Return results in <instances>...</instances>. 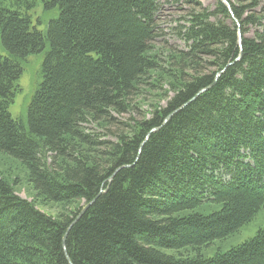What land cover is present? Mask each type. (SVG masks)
<instances>
[{"label":"trees","instance_id":"1","mask_svg":"<svg viewBox=\"0 0 264 264\" xmlns=\"http://www.w3.org/2000/svg\"><path fill=\"white\" fill-rule=\"evenodd\" d=\"M43 1L58 11L44 32L0 0V152L26 167L37 198L84 206L54 217L0 179V264H264V227L212 257L164 251L207 246L264 207L258 0L197 7L180 31L188 44L180 61L192 74L183 71L166 105L115 142L85 133L82 124L127 111L154 67L148 53L160 0ZM41 52L42 79L24 123L9 107L22 62ZM71 140L94 156H74ZM45 152L65 163L46 165ZM204 204L221 207L195 210Z\"/></svg>","mask_w":264,"mask_h":264},{"label":"rangeland","instance_id":"2","mask_svg":"<svg viewBox=\"0 0 264 264\" xmlns=\"http://www.w3.org/2000/svg\"><path fill=\"white\" fill-rule=\"evenodd\" d=\"M218 0H160V11L157 19V35L151 41L148 55L154 63V67L148 75L141 80L136 87L135 93L129 100V107L123 113L111 112L114 119H96L89 116L82 124L85 133L92 134L97 139L105 142L117 141L118 134L128 132L130 128H136L141 120L149 118L156 110L166 105V102L176 92V84L184 76L192 74V69L186 63L180 61L179 51L187 50L188 44L182 37L180 31L188 24L189 15L197 10V7H205L210 10L215 9ZM251 1V0H250ZM249 1H246L248 3ZM258 5L254 12L264 16V0H258ZM5 6L18 8L27 14L32 25L40 31H46L48 22L58 13L56 9H45L43 0H3ZM198 3V5H197ZM264 20V19H263ZM255 27L251 28V33ZM250 33V34H251ZM0 52L2 48L0 46ZM44 52L29 55L21 65V74L16 82V90L13 102L9 111L13 118L27 123L28 106L35 88L42 79L41 64ZM208 58L203 57L202 68L210 69ZM177 81V82H176ZM73 148L71 152L74 156H94L91 148L81 145L78 140H71ZM97 152L103 147H97ZM94 150V149H92ZM96 152V154H97ZM52 152H45L43 155L46 165L51 166L64 162V157ZM65 163V162H64ZM0 179L9 183L14 192L20 197L26 198L36 203L40 210L59 217L62 214H71L73 211L84 206L83 200L72 203H48L36 197V192L29 182L28 170L16 158L0 152ZM218 204H204L196 211L209 213L218 210ZM264 227V207L256 214L253 220L243 225L235 233L213 241L201 248L187 247L181 250L166 249L167 253L178 258H196L198 255L212 257L218 252H224L233 246L254 237L258 229Z\"/></svg>","mask_w":264,"mask_h":264},{"label":"water","instance_id":"3","mask_svg":"<svg viewBox=\"0 0 264 264\" xmlns=\"http://www.w3.org/2000/svg\"><path fill=\"white\" fill-rule=\"evenodd\" d=\"M229 9H230V4L226 1V0H221ZM169 117L170 116H168L166 119H165V121H167L168 119H169ZM88 206V205H87ZM87 206H85L83 209H82V211L80 212V214H79V216L84 212V210L87 208ZM78 216V217H79ZM77 217V218H78Z\"/></svg>","mask_w":264,"mask_h":264}]
</instances>
